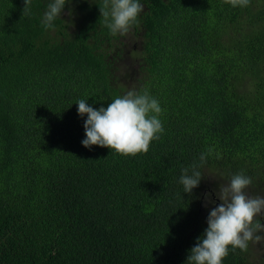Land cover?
Returning <instances> with one entry per match:
<instances>
[{
	"label": "trees",
	"instance_id": "16d2710c",
	"mask_svg": "<svg viewBox=\"0 0 264 264\" xmlns=\"http://www.w3.org/2000/svg\"><path fill=\"white\" fill-rule=\"evenodd\" d=\"M49 2L23 16L25 0H0V264H187L204 190L218 200L208 177L264 184V0H139L122 34L103 0H69L45 29ZM133 84L159 102V138L135 156L85 148L76 103L107 108ZM253 242L222 264H254Z\"/></svg>",
	"mask_w": 264,
	"mask_h": 264
},
{
	"label": "clouds",
	"instance_id": "9594fccd",
	"mask_svg": "<svg viewBox=\"0 0 264 264\" xmlns=\"http://www.w3.org/2000/svg\"><path fill=\"white\" fill-rule=\"evenodd\" d=\"M68 2L50 0L41 20L45 29L54 27L53 21L61 18ZM228 2L233 6H245L249 0ZM30 3L31 0H25L23 16L30 15ZM99 9L106 22L111 17L107 27L113 34L127 32L144 11L139 0H103V6ZM76 104L80 116L88 117L84 125L86 139L82 141L85 148L98 145L124 156H135L141 152L147 153L150 143L158 139V133L163 131L158 118L161 113L159 102L147 92L140 94L134 89L130 90L116 97L107 108L101 107L99 110L89 106L84 99ZM207 154L201 153L199 159L202 163ZM198 168L199 165L193 163L191 169H182L179 182L183 185L184 193L191 195L193 189L200 185L202 174ZM252 182L251 177L240 173L234 175L227 186H219L215 194L221 203L211 209L207 218L208 227L190 250L187 264H222L230 246L233 250H246L249 241L264 238L258 234L264 232V223L256 219L264 213V197H249L245 194ZM206 200L214 203L210 194Z\"/></svg>",
	"mask_w": 264,
	"mask_h": 264
},
{
	"label": "flooded vegetation",
	"instance_id": "af4514ba",
	"mask_svg": "<svg viewBox=\"0 0 264 264\" xmlns=\"http://www.w3.org/2000/svg\"><path fill=\"white\" fill-rule=\"evenodd\" d=\"M207 184L209 185V182H207ZM256 186H259V187L254 188L255 187L254 182L251 185V187L253 188L252 191L255 193L254 197L255 196L264 197V184H257ZM204 192H205V194H208V193L209 194H213L211 189L204 190ZM203 199H204V202H205L206 197L204 196ZM211 200L214 201V198L212 197V195H211ZM220 203H221V201H219V200H217V202L214 201V203H208L207 202V207L208 208H213V207L217 206ZM205 205H206V203H205ZM203 207L205 208V206H203ZM256 219H259L262 223H264V213L258 215ZM262 237H264V232L262 234ZM257 242H258V248H259L257 251L261 252V258H260L261 264H264V238H262L261 240H259ZM254 264H256V263L254 262Z\"/></svg>",
	"mask_w": 264,
	"mask_h": 264
},
{
	"label": "rangeland",
	"instance_id": "374dc122",
	"mask_svg": "<svg viewBox=\"0 0 264 264\" xmlns=\"http://www.w3.org/2000/svg\"><path fill=\"white\" fill-rule=\"evenodd\" d=\"M123 62L127 63V61L124 60V59H123ZM121 65L122 64H120V66ZM134 66H135L134 64H129V67H130L129 69H130L131 72H132V70L134 71V69H135ZM136 87H137V85L133 84L132 89L136 90ZM208 179H209V185L212 186L214 189L215 188H219L220 185H225L223 182H216L211 176H209ZM254 195H255V193L253 191H250L247 194V196H249V197H254ZM255 197H257V196H255ZM258 234L262 237L263 232H260ZM254 236H255V234H254ZM253 248H254V253H255V256H256L255 258L253 257V260H254V262L256 264H261V260H260L261 252L257 251L259 248H258V242L255 239H254V242H253ZM257 258H258V260H257Z\"/></svg>",
	"mask_w": 264,
	"mask_h": 264
}]
</instances>
